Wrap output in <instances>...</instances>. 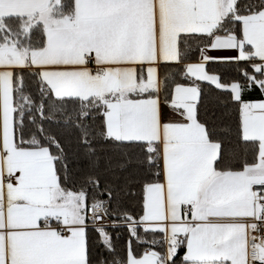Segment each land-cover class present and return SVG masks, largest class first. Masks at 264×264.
Wrapping results in <instances>:
<instances>
[{
  "label": "snow or ice",
  "instance_id": "1",
  "mask_svg": "<svg viewBox=\"0 0 264 264\" xmlns=\"http://www.w3.org/2000/svg\"><path fill=\"white\" fill-rule=\"evenodd\" d=\"M0 264H264V0H0Z\"/></svg>",
  "mask_w": 264,
  "mask_h": 264
},
{
  "label": "trees",
  "instance_id": "2",
  "mask_svg": "<svg viewBox=\"0 0 264 264\" xmlns=\"http://www.w3.org/2000/svg\"><path fill=\"white\" fill-rule=\"evenodd\" d=\"M214 67H216L218 70H224L226 68V66H222V65H215ZM162 71H164L162 69ZM52 131L54 132H64L65 130L63 128H57L55 125L52 126ZM65 134L67 135V133L65 132ZM128 206L133 209V210H138L136 209V204H135V200H133L132 198H128L127 200ZM120 243L122 244L123 241L121 240Z\"/></svg>",
  "mask_w": 264,
  "mask_h": 264
},
{
  "label": "crops",
  "instance_id": "3",
  "mask_svg": "<svg viewBox=\"0 0 264 264\" xmlns=\"http://www.w3.org/2000/svg\"><path fill=\"white\" fill-rule=\"evenodd\" d=\"M214 55H228V54H231V53H213ZM259 93H253L252 96L255 97V96H258Z\"/></svg>",
  "mask_w": 264,
  "mask_h": 264
}]
</instances>
